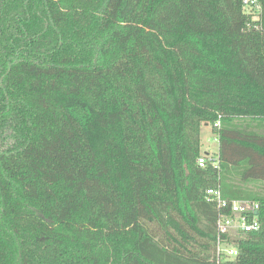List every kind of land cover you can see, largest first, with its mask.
Segmentation results:
<instances>
[{
  "label": "trees",
  "instance_id": "trees-1",
  "mask_svg": "<svg viewBox=\"0 0 264 264\" xmlns=\"http://www.w3.org/2000/svg\"><path fill=\"white\" fill-rule=\"evenodd\" d=\"M257 1L0 0V264H217L208 187L260 205L219 264H264Z\"/></svg>",
  "mask_w": 264,
  "mask_h": 264
},
{
  "label": "built area",
  "instance_id": "built-area-1",
  "mask_svg": "<svg viewBox=\"0 0 264 264\" xmlns=\"http://www.w3.org/2000/svg\"><path fill=\"white\" fill-rule=\"evenodd\" d=\"M243 4L249 8H260L257 0H243ZM219 126L218 118L213 123V127L218 128ZM207 162L217 168L218 153H203L197 159L201 167ZM204 197L207 202L215 204L217 209L214 259L219 264L237 255V241L240 238L260 229V205L251 199H226L222 196L219 187L206 188Z\"/></svg>",
  "mask_w": 264,
  "mask_h": 264
},
{
  "label": "rangeland",
  "instance_id": "rangeland-1",
  "mask_svg": "<svg viewBox=\"0 0 264 264\" xmlns=\"http://www.w3.org/2000/svg\"><path fill=\"white\" fill-rule=\"evenodd\" d=\"M256 16V14L254 13V17ZM257 17V16H256ZM255 17V19H256ZM241 118H237L235 121L237 123H241L240 121ZM243 119V123L242 124H246L248 123H253L252 125V129L254 130H258L260 131V127L258 125L255 124L256 121H253L251 118H242ZM217 134L215 133V129L211 126V124L208 125H203L201 128V150L202 153H217L218 152V140H217Z\"/></svg>",
  "mask_w": 264,
  "mask_h": 264
}]
</instances>
